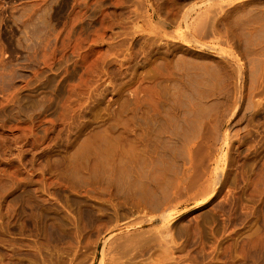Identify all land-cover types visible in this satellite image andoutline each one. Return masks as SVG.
I'll return each mask as SVG.
<instances>
[{"label":"rangeland","instance_id":"rangeland-1","mask_svg":"<svg viewBox=\"0 0 264 264\" xmlns=\"http://www.w3.org/2000/svg\"><path fill=\"white\" fill-rule=\"evenodd\" d=\"M0 264H264V0H0Z\"/></svg>","mask_w":264,"mask_h":264}]
</instances>
